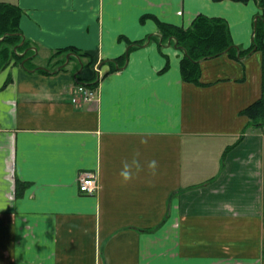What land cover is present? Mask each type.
<instances>
[{"label":"crops","instance_id":"crops-1","mask_svg":"<svg viewBox=\"0 0 264 264\" xmlns=\"http://www.w3.org/2000/svg\"><path fill=\"white\" fill-rule=\"evenodd\" d=\"M0 3L22 9L33 51L28 69L0 65V264H264V134L241 114L262 95L264 50L203 59L198 84L182 48L148 41L159 20L188 28L203 14L248 49L257 0ZM67 48L84 54L77 76L75 55L57 70ZM85 82L98 98L74 103ZM136 152L145 170L125 184ZM85 170L94 194L79 190Z\"/></svg>","mask_w":264,"mask_h":264},{"label":"trees","instance_id":"trees-1","mask_svg":"<svg viewBox=\"0 0 264 264\" xmlns=\"http://www.w3.org/2000/svg\"><path fill=\"white\" fill-rule=\"evenodd\" d=\"M237 1L247 2L249 0ZM257 2L260 8V18L257 21L253 44L248 49L239 47L240 50L238 52V49L234 46L235 44L231 36L229 24L225 19L220 17H208L203 14L196 16L188 28L161 22L159 20V34L149 36L148 41L154 38L159 40L161 45L170 41L178 44V47L182 48L185 52L181 60V74L183 79L200 84L201 61L203 59L218 56L223 53H227L233 58H242L254 50H264V0H257ZM22 13V9L16 5L0 3V65H4L14 58L17 63L21 64L26 57H29L33 53L30 42L26 40L19 26ZM23 40L24 43L19 45ZM146 42V39L132 41L130 42L129 50L136 46H141ZM16 46H18L17 50H15ZM228 48L230 49L224 52ZM26 49H28L27 52H25ZM63 52H74L80 57L84 55L74 48L57 51V53ZM126 59L127 54L113 61L120 64L121 61L125 62ZM64 62L65 59L60 60L61 64ZM24 68H30L28 59L25 62ZM84 84L96 85L97 82H85ZM241 114L249 118L244 132H246L250 126H255L260 128L264 134V86L261 97L243 109ZM17 185L18 189H22V186H26V184L21 181H17ZM20 193L19 190V194Z\"/></svg>","mask_w":264,"mask_h":264},{"label":"built area","instance_id":"built-area-1","mask_svg":"<svg viewBox=\"0 0 264 264\" xmlns=\"http://www.w3.org/2000/svg\"><path fill=\"white\" fill-rule=\"evenodd\" d=\"M100 73V69H97ZM99 88L95 85L78 84L72 96L74 103L83 104L98 98ZM99 188L98 174L94 170H85L79 177V190L83 194H94Z\"/></svg>","mask_w":264,"mask_h":264},{"label":"clouds","instance_id":"clouds-1","mask_svg":"<svg viewBox=\"0 0 264 264\" xmlns=\"http://www.w3.org/2000/svg\"><path fill=\"white\" fill-rule=\"evenodd\" d=\"M140 144L147 145L148 139L142 138L140 140ZM146 167L149 176L155 177L157 175L159 169L158 161H156L155 159L148 161ZM144 170H145V165H143L140 161V153L136 152L130 161L129 160L123 161L121 170L119 172V176L122 182L126 184L131 182L133 179L138 178L140 173L143 172Z\"/></svg>","mask_w":264,"mask_h":264},{"label":"water","instance_id":"water-1","mask_svg":"<svg viewBox=\"0 0 264 264\" xmlns=\"http://www.w3.org/2000/svg\"><path fill=\"white\" fill-rule=\"evenodd\" d=\"M259 18H260V15L257 14V15L255 16V20H254V22H255V29H256L257 21H258ZM149 39H150V38H149ZM23 43H24V40H23L19 45H22ZM19 45H18V46H19ZM18 46L15 47V50H17ZM175 46L178 47V44H176ZM234 46L238 49V52H239V50H240V49H239V46H237V45H234ZM33 48L36 50L35 47H33ZM230 48H231V47H230ZM230 48H228V49H227L226 51H224V52H227ZM27 50H28V49H26L25 52H27ZM25 52H24V53H25ZM36 52H37V50H36ZM73 55L77 56V58L79 59V62H80V69L76 72V75H75V76H77L78 73L83 69V67H84V63H83V61L81 60V57H80L79 55H77L76 53H74V52H69V53L67 54V56H66V61H65L63 64L59 65L58 68H57V70L63 68L66 64H68V62L70 61V57L73 56ZM239 56H240V54H239ZM28 58H29V57H26V58L22 61L21 65H22L23 67H25V62H26V60H27ZM37 68L47 69V68H45V67H43V66H39V67H37Z\"/></svg>","mask_w":264,"mask_h":264},{"label":"rangeland","instance_id":"rangeland-1","mask_svg":"<svg viewBox=\"0 0 264 264\" xmlns=\"http://www.w3.org/2000/svg\"><path fill=\"white\" fill-rule=\"evenodd\" d=\"M69 53V52H68ZM15 59V58H14ZM28 64H29V66L31 67L32 66V64L30 63V61H28ZM53 66H56V64H54ZM98 67V66H97ZM58 68V67H57ZM98 69V68H97ZM101 69V68H100Z\"/></svg>","mask_w":264,"mask_h":264}]
</instances>
